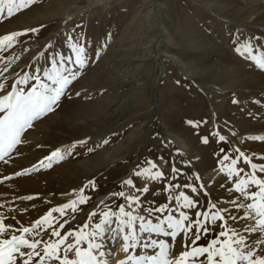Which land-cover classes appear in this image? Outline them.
<instances>
[{
    "label": "rangeland",
    "instance_id": "1",
    "mask_svg": "<svg viewBox=\"0 0 264 264\" xmlns=\"http://www.w3.org/2000/svg\"><path fill=\"white\" fill-rule=\"evenodd\" d=\"M93 1L0 0V62L51 38L23 53L36 67L8 99L14 122L30 101L24 133L39 130L27 151L44 164L28 187L32 215L87 247L97 223L124 214L125 178L152 220L167 214L172 187L190 229L185 264L219 262L221 248L228 264H245L253 256L231 217L246 210L239 182L264 202V0Z\"/></svg>",
    "mask_w": 264,
    "mask_h": 264
},
{
    "label": "bare ground",
    "instance_id": "2",
    "mask_svg": "<svg viewBox=\"0 0 264 264\" xmlns=\"http://www.w3.org/2000/svg\"><path fill=\"white\" fill-rule=\"evenodd\" d=\"M103 1L106 0H94L91 4ZM50 39L25 42L18 49V56L0 62V264H185L186 236L190 229L183 219L184 212L179 205L180 196L172 187L167 192V214L152 220L149 213L138 203L133 182L125 178L124 214L122 217L108 215L97 223L91 237L84 240L87 247L76 235L66 240L71 232L68 229H65L67 231L63 236L55 239L56 233L62 229V224L56 225L52 233L42 228L45 222L44 214L33 216L38 212L30 210L33 204L27 203L28 193L31 192L28 187L29 184L37 186V179L42 177L43 173L40 171L44 164L36 158L28 157L27 151L34 154L36 142L31 141V138H39V130L31 128V132L24 133V126H29L32 120L33 104L28 101L22 107V115L14 122L10 117L11 107H8V99L14 86L27 84L36 67L35 61L22 65L20 59L23 53L35 47L45 48ZM26 66L30 68L29 73L25 71L19 74L18 71ZM39 68L43 70L42 63ZM59 74L53 78L54 82L59 79ZM5 84L9 87L6 88ZM255 158L264 161V156L255 155ZM250 162L253 164L252 160ZM256 167L264 170V164H256ZM229 169L228 165L221 166L217 176L229 172ZM242 183L239 182L237 186L240 195L245 199L246 210L240 215H236V210H233V235L238 248L253 256L245 264H264V202L252 195V191L242 192ZM262 183L264 184V178ZM65 194L72 197L75 193ZM101 197L95 199L85 209L83 216L73 221L69 229L75 227L74 225L79 228L85 223L101 203ZM237 201H228L227 209L237 205ZM50 243L52 248L47 247ZM133 243L134 249L131 251ZM227 246L233 248L231 244ZM221 250L219 262L215 261L216 258L201 264H228L224 257V248Z\"/></svg>",
    "mask_w": 264,
    "mask_h": 264
}]
</instances>
